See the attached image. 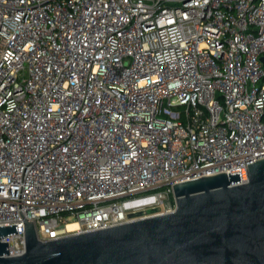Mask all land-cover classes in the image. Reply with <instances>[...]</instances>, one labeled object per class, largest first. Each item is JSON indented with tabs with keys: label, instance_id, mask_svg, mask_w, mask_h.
<instances>
[{
	"label": "built area",
	"instance_id": "2783aa9c",
	"mask_svg": "<svg viewBox=\"0 0 264 264\" xmlns=\"http://www.w3.org/2000/svg\"><path fill=\"white\" fill-rule=\"evenodd\" d=\"M261 57L264 0H0L7 257L25 219L48 242L172 213L185 181L246 183L264 158Z\"/></svg>",
	"mask_w": 264,
	"mask_h": 264
},
{
	"label": "water",
	"instance_id": "95a60500",
	"mask_svg": "<svg viewBox=\"0 0 264 264\" xmlns=\"http://www.w3.org/2000/svg\"><path fill=\"white\" fill-rule=\"evenodd\" d=\"M247 166L246 183L219 173L173 185L172 213L118 226L40 242L25 219L24 253L7 257L0 242V264H264V158ZM15 233L0 227V239Z\"/></svg>",
	"mask_w": 264,
	"mask_h": 264
},
{
	"label": "bare ground",
	"instance_id": "6f19581e",
	"mask_svg": "<svg viewBox=\"0 0 264 264\" xmlns=\"http://www.w3.org/2000/svg\"><path fill=\"white\" fill-rule=\"evenodd\" d=\"M76 227H77V224L73 222V223H68L66 229L68 231H73L76 229Z\"/></svg>",
	"mask_w": 264,
	"mask_h": 264
},
{
	"label": "rangeland",
	"instance_id": "374dc122",
	"mask_svg": "<svg viewBox=\"0 0 264 264\" xmlns=\"http://www.w3.org/2000/svg\"><path fill=\"white\" fill-rule=\"evenodd\" d=\"M263 67H264V64H263Z\"/></svg>",
	"mask_w": 264,
	"mask_h": 264
}]
</instances>
